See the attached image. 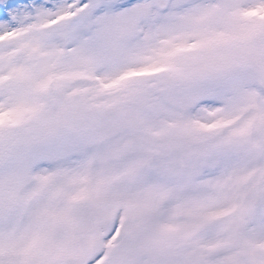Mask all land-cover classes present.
Wrapping results in <instances>:
<instances>
[{
	"label": "snow or ice",
	"instance_id": "obj_1",
	"mask_svg": "<svg viewBox=\"0 0 264 264\" xmlns=\"http://www.w3.org/2000/svg\"><path fill=\"white\" fill-rule=\"evenodd\" d=\"M0 264H264V0H0Z\"/></svg>",
	"mask_w": 264,
	"mask_h": 264
}]
</instances>
